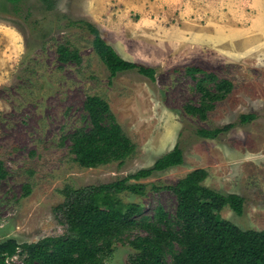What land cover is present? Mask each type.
Here are the masks:
<instances>
[{
  "label": "rangeland",
  "instance_id": "1",
  "mask_svg": "<svg viewBox=\"0 0 264 264\" xmlns=\"http://www.w3.org/2000/svg\"><path fill=\"white\" fill-rule=\"evenodd\" d=\"M89 23L123 59L155 68L156 81L137 72L112 78L94 51ZM60 47L81 61L61 62ZM190 67L235 85L206 121L185 110L201 98ZM90 96L109 103L136 145L125 163L84 169L76 162L71 137L88 128ZM243 115L255 118L242 124ZM234 123L216 139L197 135ZM177 144L182 166L137 182L144 192L120 199L141 205L146 216L161 207L173 217L176 197L164 187L205 169L206 186L245 199L242 216L226 208L219 218L263 231L264 0H0V161L9 173L0 186V243L65 235L54 209L66 187L115 182L153 167ZM137 234L115 244L107 264H129L136 251L126 239ZM6 264L25 262L15 256Z\"/></svg>",
  "mask_w": 264,
  "mask_h": 264
},
{
  "label": "trees",
  "instance_id": "2",
  "mask_svg": "<svg viewBox=\"0 0 264 264\" xmlns=\"http://www.w3.org/2000/svg\"><path fill=\"white\" fill-rule=\"evenodd\" d=\"M9 1L18 4L22 0ZM87 27L94 34V51L112 78L137 72L156 81L155 68L123 59L96 27L90 23ZM59 53L63 63L81 61L78 52L66 47H60ZM187 73L197 81L201 98L198 105H187L185 110L188 115L206 121L217 104L228 99L235 85L200 67H190ZM198 75L203 77L197 79ZM85 111L88 128L71 137V152L76 162L84 169L125 163L137 147L123 131L109 103L101 97L90 96L85 102ZM254 118V115H243L241 123L248 124ZM237 126L234 123L215 130H200L197 135L212 140ZM184 162V149L177 144L153 167L115 182L85 189L66 187L62 191L65 200L54 213L68 232L32 244H20L15 239L2 242L0 264H6L8 257L16 255L24 258L25 264H107L113 256L114 245L136 233L132 239H126L136 251L129 264H264V230H242L218 216L226 208L242 216L245 199L236 194L224 195L206 186L209 173L205 169H197L175 185L164 187L176 197L173 217L161 207L152 217L146 216L141 205L126 204L120 199L124 192L143 193L146 186L137 182L182 166ZM8 175L5 163L0 161V186ZM25 191L28 196L30 187Z\"/></svg>",
  "mask_w": 264,
  "mask_h": 264
},
{
  "label": "flooded vegetation",
  "instance_id": "3",
  "mask_svg": "<svg viewBox=\"0 0 264 264\" xmlns=\"http://www.w3.org/2000/svg\"><path fill=\"white\" fill-rule=\"evenodd\" d=\"M16 256H20V255H16ZM15 257V256H14ZM9 258H13V257H8L7 259H9Z\"/></svg>",
  "mask_w": 264,
  "mask_h": 264
}]
</instances>
